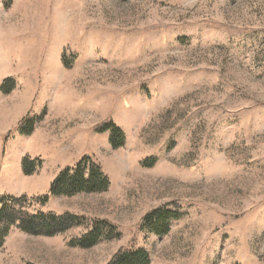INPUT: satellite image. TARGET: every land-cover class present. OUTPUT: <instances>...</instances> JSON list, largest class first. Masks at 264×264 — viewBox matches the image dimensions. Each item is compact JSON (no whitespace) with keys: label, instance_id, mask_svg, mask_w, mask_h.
<instances>
[{"label":"rangeland","instance_id":"obj_1","mask_svg":"<svg viewBox=\"0 0 264 264\" xmlns=\"http://www.w3.org/2000/svg\"><path fill=\"white\" fill-rule=\"evenodd\" d=\"M7 79L0 195L79 221L54 236L13 227L0 264H106L122 248L150 264H264V0H0ZM109 121L118 149L94 131ZM24 157L35 172L17 177ZM81 160L106 191L35 201ZM162 208L177 217L157 235L147 216ZM97 224L94 246L74 243Z\"/></svg>","mask_w":264,"mask_h":264},{"label":"trees","instance_id":"obj_2","mask_svg":"<svg viewBox=\"0 0 264 264\" xmlns=\"http://www.w3.org/2000/svg\"><path fill=\"white\" fill-rule=\"evenodd\" d=\"M10 79L5 80L0 86L4 94L11 91ZM37 118L32 117L24 120L18 127L19 135H29L34 129ZM95 132L109 133V143L112 149L122 147L124 143V133L113 122H102L98 124ZM7 138H4V143ZM22 172L29 176L35 172L34 161L24 157L21 162ZM108 177L95 164L85 165L84 161H79L73 168L66 167L61 170L50 184L47 194L38 196L35 201L39 205H44L52 196H72L80 193H101L108 189ZM28 200L26 195L12 196L9 194L0 195V248L9 231L16 227L20 231L29 235L54 236L62 233L70 227L76 225L79 218L65 213L56 214L53 212L43 213L40 211L29 212L21 207ZM20 206V208H18ZM176 214L168 209L162 208L153 211L147 216L152 232L157 235L165 234L168 226L167 222L176 219ZM166 221V222H165ZM112 229V226H107ZM164 230L162 231V229ZM99 224L95 225L89 232L75 240V244L82 248L94 246L101 238ZM106 264H150L147 252L142 249H119Z\"/></svg>","mask_w":264,"mask_h":264},{"label":"crops","instance_id":"obj_3","mask_svg":"<svg viewBox=\"0 0 264 264\" xmlns=\"http://www.w3.org/2000/svg\"><path fill=\"white\" fill-rule=\"evenodd\" d=\"M0 97H2V95L0 94ZM4 103V102H3ZM6 110V111H5ZM4 113H3V118H1V113H0V179L2 176V172H4V167L9 168L10 164V149L9 146L6 145V148L3 149V145H2V134L5 131H8L9 128L11 127V119L14 118V113H10L9 109H5ZM22 157V156H21ZM21 161V160H19ZM18 162V161H17ZM22 171V167L20 165V163L18 162L17 164L14 165V173L17 177H25Z\"/></svg>","mask_w":264,"mask_h":264}]
</instances>
